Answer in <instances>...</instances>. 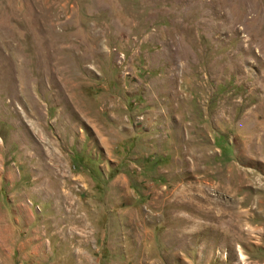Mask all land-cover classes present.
Instances as JSON below:
<instances>
[{"label": "rangeland", "instance_id": "obj_1", "mask_svg": "<svg viewBox=\"0 0 264 264\" xmlns=\"http://www.w3.org/2000/svg\"><path fill=\"white\" fill-rule=\"evenodd\" d=\"M0 264H264V0H0Z\"/></svg>", "mask_w": 264, "mask_h": 264}]
</instances>
